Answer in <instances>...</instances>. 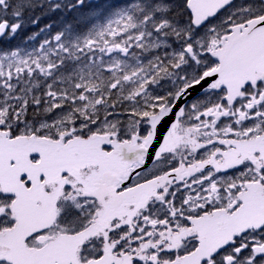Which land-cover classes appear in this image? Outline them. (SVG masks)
Segmentation results:
<instances>
[{"label": "snow or ice", "instance_id": "snow-or-ice-1", "mask_svg": "<svg viewBox=\"0 0 264 264\" xmlns=\"http://www.w3.org/2000/svg\"><path fill=\"white\" fill-rule=\"evenodd\" d=\"M0 264H264V0H0Z\"/></svg>", "mask_w": 264, "mask_h": 264}]
</instances>
